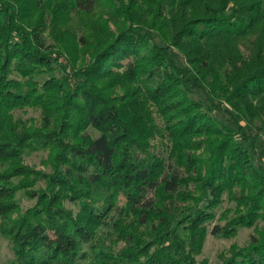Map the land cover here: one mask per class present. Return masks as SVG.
Here are the masks:
<instances>
[{"label":"trees","instance_id":"obj_1","mask_svg":"<svg viewBox=\"0 0 264 264\" xmlns=\"http://www.w3.org/2000/svg\"><path fill=\"white\" fill-rule=\"evenodd\" d=\"M254 122L264 134V0H0L13 264H209V236L251 228L218 264H264ZM37 152L45 171L24 163Z\"/></svg>","mask_w":264,"mask_h":264},{"label":"rangeland","instance_id":"obj_2","mask_svg":"<svg viewBox=\"0 0 264 264\" xmlns=\"http://www.w3.org/2000/svg\"><path fill=\"white\" fill-rule=\"evenodd\" d=\"M68 62L69 61L66 58L59 59V64L63 66H67ZM194 96L195 98L205 102L204 96L201 93H197ZM214 115L222 124L227 126L229 125L232 128L234 127V125L230 121V117L227 114H218L215 112ZM18 116H22L25 120L30 118L38 119L39 113L36 111L27 110L26 112H17V117ZM241 124L243 126H246L245 122H241ZM259 128L260 124L258 122H254L252 125L249 126V132L251 135L259 136L260 141L258 153H260V155L258 156L257 164L264 168V134L259 133ZM90 132L94 136L97 135V133L94 131ZM46 157L47 155L41 152L26 154L24 163L29 167H33L35 170L45 171V167L43 166L42 161L45 160ZM19 199L21 200V206L24 210L33 205V201L27 200L25 197L22 196V194H19ZM124 201V197H120L119 204L123 205ZM228 207H233V203H228L225 199L224 204L218 210V214L227 209ZM222 224L224 223L222 222ZM259 226L261 227L263 226V224L260 223ZM254 234V228H251L240 229L237 236L232 239H223L209 236L205 243L203 254L198 258V260L201 261L203 259H206L208 260L209 264H218L219 255L221 253H225L231 247L232 244H236L239 247L247 245V243L250 241L251 236H253ZM13 261L14 255L9 245V242L0 234V264H13Z\"/></svg>","mask_w":264,"mask_h":264}]
</instances>
